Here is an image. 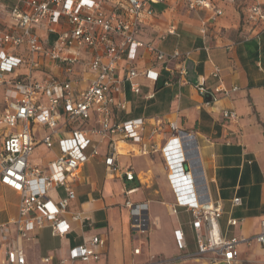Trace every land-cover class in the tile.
<instances>
[{"label": "built area", "instance_id": "obj_1", "mask_svg": "<svg viewBox=\"0 0 264 264\" xmlns=\"http://www.w3.org/2000/svg\"><path fill=\"white\" fill-rule=\"evenodd\" d=\"M5 1L8 23L0 27V86H3L5 107L0 115L3 129L0 139V184L13 189L19 196L17 214L0 223V264H28L22 242L33 240L36 231L48 227L52 236L63 237L70 230L64 218L73 183L80 168L90 159L102 157L105 166L119 171L118 143L131 146L134 155L162 153L166 167L179 175L178 183L184 190L171 203L172 212L178 206L191 215V227L196 241V255L208 258L207 263L243 264L238 245L253 239L264 248V216L260 230L252 238L225 237L219 227L222 204L210 198L207 183L192 133L178 129L174 123L155 119L147 125L143 117L112 118L115 110L124 111L126 101L120 98L121 87L128 82L131 92L139 94V78L156 82L159 70L177 73L179 83H185L186 60L190 52L177 48L166 51L153 41H142L148 19L158 15L155 6L170 4L173 0H2ZM187 10H205L208 15L201 22L200 33L206 40L207 29L223 8L216 3L234 0H176ZM242 23L255 36L264 34V0H242ZM176 26L170 24L160 33L159 41L176 35ZM53 37L51 43L49 38ZM149 54L148 64L136 67L143 60L139 49ZM228 48V46H227ZM25 72H19L20 68ZM36 72H39L37 75ZM6 74L12 75L6 78ZM211 75L217 84L206 89L203 82L197 90L205 104L220 96H228L238 87L227 88L222 83L220 68L213 66ZM170 80H164L168 85ZM83 84L86 86L83 87ZM154 90L144 94L149 99ZM226 119H236L232 109H221ZM65 122L59 124V119ZM93 120L92 123L89 121ZM46 129L42 143L57 155L45 167L29 162L35 140L33 125ZM68 125V127H67ZM169 137L164 140L166 129ZM108 142L107 152L99 153V145ZM126 180L134 179L133 172H123ZM63 189L64 195L53 201L50 191ZM133 190L126 192L130 193ZM234 204L240 198L232 199ZM124 205L132 211L136 204L129 199ZM72 221L83 222L82 213L71 215ZM235 225L237 219H229ZM140 227L133 226V229ZM177 244L184 248L183 232L175 231ZM106 241L101 235L83 237L68 249L58 264H78L98 261ZM139 248L133 251L139 253ZM52 256L43 258L48 262Z\"/></svg>", "mask_w": 264, "mask_h": 264}, {"label": "crops", "instance_id": "obj_2", "mask_svg": "<svg viewBox=\"0 0 264 264\" xmlns=\"http://www.w3.org/2000/svg\"><path fill=\"white\" fill-rule=\"evenodd\" d=\"M244 4L216 3L223 8V14L207 29L204 40L200 33L201 22L209 11H190L181 3L182 8L197 19L178 21L177 34L173 35L176 36L175 44L167 46V49L162 47L164 40L159 41L158 36L173 24L161 20L169 4H159L161 10L156 5L158 15L146 21L142 35L166 51L177 48L190 52L185 63L186 82L179 83L177 73L170 74L165 70H159V86L156 88L154 82L139 78V94L131 92L129 83L124 82L120 98L126 101V109L115 110L112 118L143 117L147 125L160 119L192 133L209 196L222 204L219 219L221 233L225 237L252 238L259 232L264 216V34L255 36L242 23ZM139 54L143 60H137L136 67L142 69L148 64L150 56L142 48ZM214 65L220 68L224 86H237L238 89L207 105L205 102L209 98L199 93L197 84L203 82L206 89L217 84L216 78L211 75ZM18 71L24 72L22 67ZM166 79L170 80L168 85L163 84ZM151 90H154V96L144 98V94ZM221 109H232L238 117L223 118ZM58 122L64 123L65 117L62 115ZM46 131L39 124L33 125L35 146L29 162L38 167H45L58 153L57 146L50 150L43 145L41 139ZM169 135L167 128L164 140ZM120 143L117 156L119 171L108 169L101 156L90 159L80 168L64 215L71 230L65 236L57 237L50 234L48 227H43L36 231L33 240L22 242L28 264H58V259L65 256L69 248L80 243L83 237L94 234L103 236L106 246L98 261L87 264L207 263L208 258L196 255L190 213L182 206H178L174 213L170 207L178 196L185 193L178 183L179 175L166 167L167 161L162 153L137 155L140 159L134 161V166L122 164L125 161L121 163V159L131 155L128 154L130 149L123 151ZM38 147L43 149V154L34 159L32 156ZM107 148V141L100 144V155L106 154ZM127 169L133 172L134 179L131 181L124 177L123 172ZM154 179L159 184V191L155 189L154 192H160L164 202L157 203L144 197L143 182L147 184L146 188H150ZM132 182L135 185H130ZM128 190L133 191L126 194ZM63 195L61 187L50 191L53 201ZM235 197L240 198L239 204L233 203ZM127 199L143 205L130 211L124 205ZM18 201L19 196L13 189L0 184V223L16 216ZM152 204L165 206L163 215L170 220L166 227L158 228L160 216ZM74 213H82L87 220L72 221ZM178 214L187 216L186 221H181ZM229 219H237V223L229 225ZM133 226L140 228L133 229ZM176 230L183 232L184 248L177 244ZM137 235L141 236L138 242ZM135 248L140 249L138 254L134 253ZM237 248L243 264H264V248L253 239L248 244L240 243ZM47 256H52V259L44 262L43 258Z\"/></svg>", "mask_w": 264, "mask_h": 264}, {"label": "rangeland", "instance_id": "obj_3", "mask_svg": "<svg viewBox=\"0 0 264 264\" xmlns=\"http://www.w3.org/2000/svg\"><path fill=\"white\" fill-rule=\"evenodd\" d=\"M172 4H169V6L164 10V16H161V20L162 21H169L170 23H173L175 26L177 25L178 21H183L187 18H191V19H197L196 16H194V14L192 13H188L185 9H183L181 3H179L176 0H173V2H169ZM233 3H242V0H234ZM5 1L0 0V27H3L4 25H6L8 23L7 21V12L5 11ZM162 6L158 5L156 6V8L158 10H161ZM168 25H166L167 27ZM165 28V26H164ZM166 29V28H165ZM164 29V30H165ZM143 33H139L136 35V38L142 40V41H148L147 38L144 37V35H142ZM53 40V37L49 38V43H51ZM175 40H176V36L170 35L168 36L162 43V47L167 49V46L169 47H173L175 44ZM22 70H24V72L26 71L25 68H22ZM10 75V74H6V77ZM5 107V103L3 100V88L0 87V115L3 111ZM1 128V127H0ZM2 130L0 129V135H1ZM120 147H122V149H124L123 151H127L131 148V146H126L124 143H120ZM43 154V149L41 147H38L34 153V155L32 156L34 159L37 158V156H40ZM129 156L128 158L125 157L126 159H121V163L122 164H131L132 166H134V161L139 160L140 157L137 155H134L132 152H128ZM146 168H144L145 170ZM141 170V169H138ZM154 184H152L150 186V188H146V183L143 182V191H144V197L147 200H154L155 202H164L165 199H163L160 195V192H158L157 194H155L154 190H158L159 191V184L156 182V180H153ZM130 185H135V183H131ZM152 208L158 212L159 216H160V222H159V227L158 228H163L166 227L167 223L170 221L168 218H165V216L163 215V211L165 209V206L161 205V204H152ZM178 218L181 221H186L187 216L182 215V214H178ZM151 224H152V220H151ZM159 233H161V230L159 231ZM141 239L140 235L136 236V241L138 242ZM159 259V258H158Z\"/></svg>", "mask_w": 264, "mask_h": 264}, {"label": "bare ground", "instance_id": "obj_4", "mask_svg": "<svg viewBox=\"0 0 264 264\" xmlns=\"http://www.w3.org/2000/svg\"><path fill=\"white\" fill-rule=\"evenodd\" d=\"M121 143H124V142H121ZM124 144H126V143H124ZM126 145H128V144H126ZM118 151H119V143H118ZM206 264H213V263H206Z\"/></svg>", "mask_w": 264, "mask_h": 264}, {"label": "trees", "instance_id": "obj_5", "mask_svg": "<svg viewBox=\"0 0 264 264\" xmlns=\"http://www.w3.org/2000/svg\"><path fill=\"white\" fill-rule=\"evenodd\" d=\"M157 82H158V79H157L156 82H155V88H156L157 86H159Z\"/></svg>", "mask_w": 264, "mask_h": 264}, {"label": "water", "instance_id": "obj_6", "mask_svg": "<svg viewBox=\"0 0 264 264\" xmlns=\"http://www.w3.org/2000/svg\"><path fill=\"white\" fill-rule=\"evenodd\" d=\"M219 264H223V263H219Z\"/></svg>", "mask_w": 264, "mask_h": 264}]
</instances>
